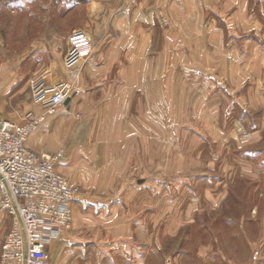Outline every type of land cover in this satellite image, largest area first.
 Instances as JSON below:
<instances>
[{
	"label": "rangeland",
	"instance_id": "rangeland-1",
	"mask_svg": "<svg viewBox=\"0 0 264 264\" xmlns=\"http://www.w3.org/2000/svg\"><path fill=\"white\" fill-rule=\"evenodd\" d=\"M91 1L0 0V36L3 38L7 17L11 18L6 3L24 2L28 8L19 14L22 16L20 22L26 24V18L29 19L28 35L22 37L20 32H16L14 40L2 42L0 64L8 59L16 67L21 66L18 84H29L30 102L35 101L32 86L40 75L31 73L36 64L33 56L25 58L18 55L37 41L33 38L40 30L48 38L44 42L46 46H53L66 64L70 35L76 30L89 35L85 17L86 7ZM154 1L150 0L151 3ZM250 3L251 14L264 25V0H251ZM69 8L71 10L67 14ZM150 14L143 9V17H151ZM171 16L175 23L170 33L175 36L185 34V24L177 23L185 17V9H176ZM161 18L166 20L164 14ZM164 20V24L158 23L153 28L152 41V50L160 52L154 63L157 70L154 75L158 78L153 87L157 89H150L160 118L153 124L157 137L150 139L151 144L148 136L143 135L142 169L131 183L125 184V179L112 186L103 183L107 182L113 170L105 168L102 158L88 160L87 153H72L68 147L60 151H42L63 154L56 163V169L80 190L79 200L75 202L79 214L76 212V216L73 212L71 228L60 236L78 226L77 236L72 234L67 239L103 243L85 249L79 258L72 259L70 263L68 259L67 263L264 264V69L260 65L263 53H258L260 57L255 59L242 54L234 56L235 48L233 54L226 53L228 45L224 41L220 49L223 56L209 58L221 61L216 65V71H210L215 64L208 66L200 61V67H205L204 73L188 74L186 82L189 80L194 86L185 87V71L182 72V67L185 70V55L180 54H185V40L177 39L180 37L165 40V29L170 26L165 25ZM219 27L227 33L226 25L219 23ZM193 43L208 45L207 41L186 42L188 53L189 45ZM167 47L174 51V57L163 54ZM209 51L212 52L211 49ZM40 58L45 64L53 60L52 54ZM68 73L73 76L69 68ZM215 76L218 87L213 90L210 82ZM168 85L173 86L172 89L166 90ZM25 87L20 96L8 101L7 112L21 109L27 99ZM150 107L143 106V113ZM33 112L42 113L43 109L35 102L34 107L24 113L23 120L17 123H26L28 114ZM65 115L67 112L63 113ZM46 120L29 137L36 134ZM141 123L144 134L150 124L146 121ZM65 124L62 135L74 148L79 144L85 145L87 141L89 143L95 135L103 132L80 127L77 119L74 124L68 120ZM72 156H75L73 160L79 157L88 163L83 161L79 168H72ZM130 191L135 192L132 197L128 194L117 199L118 194ZM257 207L258 214L253 218L252 212ZM7 214L11 216L8 211ZM109 224L112 226L108 227ZM121 224L131 228L114 227ZM120 240L135 242L141 245V249H133V243H126L125 249L120 248L123 246ZM134 250L137 252L135 259Z\"/></svg>",
	"mask_w": 264,
	"mask_h": 264
},
{
	"label": "crops",
	"instance_id": "crops-1",
	"mask_svg": "<svg viewBox=\"0 0 264 264\" xmlns=\"http://www.w3.org/2000/svg\"><path fill=\"white\" fill-rule=\"evenodd\" d=\"M132 1L92 0L87 5L86 31L94 43V51L90 58L79 61L73 67V76L69 75L65 61L59 54H56L55 48L53 46L48 48L44 43L48 39L44 35V31L37 30V36L33 38L37 41L31 46H27L24 52L18 55L25 58L30 56L35 58L37 69L35 71L34 66L31 73L33 71V74L40 75L39 80H43L45 85L51 84L49 86H52L66 81H71L74 84L70 104L59 106L54 115L48 116L36 134L34 133L28 138L27 145L38 152L60 151V149L68 147L72 153H87L88 160L90 158L101 160L102 158L105 162V168L108 167L113 170L107 182H103L111 186L115 183H121L124 179L125 184L131 183L133 177L138 175L142 169L140 154L143 152V135L148 136L149 142L151 138L157 137V132L153 126L160 118L157 116V109L154 107L157 102L153 98L151 90L157 89V87H153V82L158 78L154 75L157 72L154 63L157 61V55L160 52L152 50V41L154 38L153 28L164 20L161 18L162 14L166 16L165 25L170 26L169 29H165V40L169 39L170 41L174 37L185 40V54L180 53L181 56L185 55V70L182 67V72L185 71V87L194 86L189 80L186 82L188 74L204 73L205 67H200L199 63H206L208 66L213 63L215 66L210 71H216V65L219 62L221 64V61H211L209 58L223 56L220 49L224 41L228 45L226 53L233 54V48H235L236 55L234 56H241L242 54L247 58L255 59L256 56L260 57L258 53H263L260 65L262 70L264 69V25L262 21L251 14V0H156L155 3H151L150 0ZM148 4L149 6H147ZM6 6L9 8L11 18L7 17L6 26L2 31L5 38L0 36V55L3 51V41L14 40L16 32H20L22 37L29 33V19L26 18L28 23H22L20 22L22 16L19 15L22 10H28L27 5L24 2H7ZM180 8L185 9V17L177 23L185 24V34L175 36V34L170 33L175 23L171 14ZM143 9L151 12L150 15L152 16L143 17ZM70 10L71 8L68 9L67 14L70 13ZM65 15L66 13L63 14V16ZM41 22L44 25L45 19ZM219 23L226 25V34L219 27ZM22 27L24 29L21 30ZM51 38L49 39L52 40ZM202 41H207L208 45L204 47L199 43H193L189 45L188 51L190 53L187 52L188 44L186 42ZM211 45H214L213 48ZM173 52L167 47L163 54H167V57H174ZM45 54H52L53 57V60L46 64L40 58ZM20 69L21 66L20 68L16 67L8 59L0 64V115L14 122L22 121L24 113L32 109L35 104V101L30 102L32 98L29 96V84H22L26 86V101L23 102L19 110L16 108L12 112L6 111L8 101H12L17 95L20 96L19 93L23 90L24 86L18 84V77L21 75ZM213 80L210 82L212 84L210 87L214 90L218 87L216 76ZM172 87L168 85L166 90L172 89ZM196 88L200 89L199 86ZM203 95L202 100L204 99ZM3 104H5L4 108ZM146 105H150L152 108L150 107L148 111L143 113V106ZM64 112H67L66 117L63 116ZM76 119L80 127H90V129L102 130L103 132L95 135L94 139L89 143L87 141L85 145L79 144L77 148L69 146L67 138L62 135V132L67 125L65 124L66 120L70 124H74ZM143 121L150 124L149 129L145 128L147 132L144 134L141 123ZM150 143L152 144V142ZM151 144H149V151ZM74 157H71L72 168H79L83 161L88 163L86 160H79V157L73 160ZM137 181L141 183V179ZM110 189L112 188L110 187ZM110 191H108L109 195L111 194ZM128 194H130L129 197H132L135 192H125L124 195L120 193L117 199H123ZM105 199L107 200V198ZM1 202L2 192L0 191V204ZM72 210L77 216L75 203L72 205ZM258 211V207L253 210V218H256ZM101 217L104 218V216ZM12 222L13 216H9L7 210L0 207V260L3 251L2 240ZM109 226L111 227L112 224ZM77 227L74 226L72 231L52 240L47 246L46 249L51 256V264H68V259L70 263L72 259L79 258L80 253H84L85 249L87 250L92 246L96 247L99 244L103 245L97 240L67 239L72 234L77 236ZM114 227L123 230L131 228L126 224ZM119 243H122L123 246L120 248L123 247V249L126 248V243H133V249H141V245H136L135 242L120 240ZM133 252L135 259L137 252L135 250ZM199 254L203 255L201 252Z\"/></svg>",
	"mask_w": 264,
	"mask_h": 264
},
{
	"label": "built area",
	"instance_id": "built-area-1",
	"mask_svg": "<svg viewBox=\"0 0 264 264\" xmlns=\"http://www.w3.org/2000/svg\"><path fill=\"white\" fill-rule=\"evenodd\" d=\"M68 41L66 65L73 74L79 61L92 56L94 43L83 30L74 31ZM32 88L42 113H29L24 124L0 116V207L13 216L0 264H51L46 248L71 228L72 205L80 195L79 188L56 169L61 152L48 154L27 146L32 131L71 98L74 84L49 86L38 80Z\"/></svg>",
	"mask_w": 264,
	"mask_h": 264
},
{
	"label": "water",
	"instance_id": "water-1",
	"mask_svg": "<svg viewBox=\"0 0 264 264\" xmlns=\"http://www.w3.org/2000/svg\"><path fill=\"white\" fill-rule=\"evenodd\" d=\"M70 102H71V98H68V99L65 101V105H66V106L69 105Z\"/></svg>",
	"mask_w": 264,
	"mask_h": 264
}]
</instances>
